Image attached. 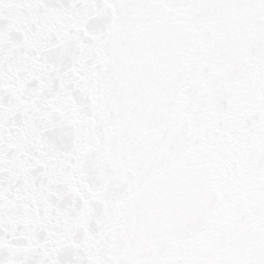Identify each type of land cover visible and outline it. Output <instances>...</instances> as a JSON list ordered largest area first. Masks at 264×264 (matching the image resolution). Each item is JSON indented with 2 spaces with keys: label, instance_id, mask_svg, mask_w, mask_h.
Masks as SVG:
<instances>
[{
  "label": "snow or ice",
  "instance_id": "snow-or-ice-1",
  "mask_svg": "<svg viewBox=\"0 0 264 264\" xmlns=\"http://www.w3.org/2000/svg\"><path fill=\"white\" fill-rule=\"evenodd\" d=\"M0 264H264V0H0Z\"/></svg>",
  "mask_w": 264,
  "mask_h": 264
}]
</instances>
